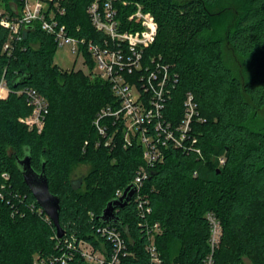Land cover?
<instances>
[{
    "label": "trees",
    "instance_id": "16d2710c",
    "mask_svg": "<svg viewBox=\"0 0 264 264\" xmlns=\"http://www.w3.org/2000/svg\"><path fill=\"white\" fill-rule=\"evenodd\" d=\"M94 1L66 0L62 22L72 36L100 42L102 36L87 13ZM236 1L243 5L226 8L224 0L115 4L126 29L139 28L127 23L136 4L158 24L145 56L162 58L177 76L167 120L181 118L188 93L194 96L200 118L193 125L197 137L193 150L169 149L144 183L153 210L148 220L163 228L156 239L163 264H203L210 252L208 212L223 226L215 264H264V122L253 126L264 112V0ZM226 12L234 18L223 41L212 33L215 19ZM7 39L8 31L0 26V82L5 74L10 89L8 98L0 99V264H34L37 257L58 255L59 241L72 237L110 256L112 245L98 232L106 225L120 231L126 241L130 257L123 264L148 262L144 220L133 201L116 210L119 225L100 219L116 192L132 185L144 163L139 144L125 148L118 132L115 145L106 147V138L94 126L104 107L118 105L110 85L93 72L57 66V44L41 30L30 29L12 57L2 51ZM226 47L242 59L246 74L236 73L227 63ZM85 57L93 69L86 52ZM25 87L36 89L49 103L41 133L19 121L32 112L26 98L17 93ZM28 155L32 167L45 172L50 191L60 198V225L65 230L60 240L51 219L39 213L42 208L23 179L18 160ZM79 163L91 165L83 189L75 188L70 179ZM69 264L88 263L76 253Z\"/></svg>",
    "mask_w": 264,
    "mask_h": 264
},
{
    "label": "built area",
    "instance_id": "2783aa9c",
    "mask_svg": "<svg viewBox=\"0 0 264 264\" xmlns=\"http://www.w3.org/2000/svg\"><path fill=\"white\" fill-rule=\"evenodd\" d=\"M65 1L17 0L7 3L0 0V26L8 31V39L2 51L7 57H12L26 33L30 29H38L53 37L57 47H69L72 54L76 57L81 55L85 60V52L91 57L94 63L93 76L110 85L118 104L116 107H104L99 112L94 121L95 128L100 136L106 138V147L115 145L114 141L119 132L125 148L137 143L143 151L144 163L138 168L131 185L137 189L131 201L135 203L144 220L141 226L147 234L145 252L148 262L141 264H163L156 243L163 228L159 223L148 220L153 210L143 187L150 171L163 163L169 149L189 153L195 147L197 137L193 125L196 120L200 121L197 104L194 96L188 93L181 118L177 121L167 120L168 103L177 83V76L172 74L162 58H146L145 49L154 43L158 24L153 15L145 12L140 4H136V11L127 19L128 24H138V29L124 27L115 6L118 0H95L89 5L87 13L91 24L102 36L101 41L97 42L92 38L70 34L67 25L62 22L67 15ZM17 93L23 95L32 108L31 114L19 121L29 129L41 133L49 111L47 99L32 87H25ZM9 95L10 89L3 74L0 99L5 100ZM111 127L117 128L111 132ZM220 163H224L223 158ZM3 177L9 179L8 174H3ZM124 191L118 190L115 198H121ZM31 206L33 209V205ZM43 212L42 209L39 210L40 214ZM205 218L210 228V252L203 264H215L214 254L220 244L223 226L212 212H208ZM98 232L112 245L110 256L105 251L96 249L90 242L72 237L59 241L58 255L37 257L34 264H69L76 253L88 264H123V260L130 257V253L121 232L111 225L100 227Z\"/></svg>",
    "mask_w": 264,
    "mask_h": 264
},
{
    "label": "water",
    "instance_id": "95a60500",
    "mask_svg": "<svg viewBox=\"0 0 264 264\" xmlns=\"http://www.w3.org/2000/svg\"><path fill=\"white\" fill-rule=\"evenodd\" d=\"M18 165L26 185L39 206L51 219L57 230V237L61 239L65 235V230L60 225L61 201L58 196L50 191L45 172H37L32 167V158L29 155L19 159ZM136 192L135 186H129L121 198L109 202L100 217L101 221L105 224L119 225L120 220L115 214L116 210L126 207L134 198Z\"/></svg>",
    "mask_w": 264,
    "mask_h": 264
},
{
    "label": "rangeland",
    "instance_id": "374dc122",
    "mask_svg": "<svg viewBox=\"0 0 264 264\" xmlns=\"http://www.w3.org/2000/svg\"><path fill=\"white\" fill-rule=\"evenodd\" d=\"M243 3H240L236 0H224L223 7H240ZM234 15L232 12H226L224 16L216 18L214 21V30L213 36L220 37L223 41H225V35L227 28L233 24ZM211 35V34H210ZM225 56L227 63L235 70L236 73L246 74L245 67L243 66V61L239 57H237L229 48L225 49ZM54 63L64 70H75V71H83L86 74L94 73V67H91L85 62L83 56L76 57L71 53L69 47H57V51L54 56ZM264 122V112H262L259 116V119L255 121L253 126L259 127L260 124ZM91 170V165L88 163H79L73 166V169L70 174V179L72 185L75 188L83 189V180L89 174Z\"/></svg>",
    "mask_w": 264,
    "mask_h": 264
}]
</instances>
